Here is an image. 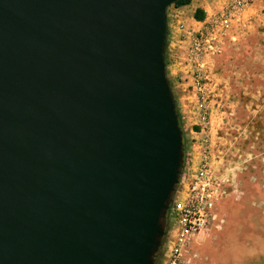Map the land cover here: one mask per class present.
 Wrapping results in <instances>:
<instances>
[{
    "label": "water",
    "instance_id": "water-1",
    "mask_svg": "<svg viewBox=\"0 0 264 264\" xmlns=\"http://www.w3.org/2000/svg\"><path fill=\"white\" fill-rule=\"evenodd\" d=\"M177 0H0V264H154L184 159Z\"/></svg>",
    "mask_w": 264,
    "mask_h": 264
},
{
    "label": "rangeland",
    "instance_id": "rangeland-1",
    "mask_svg": "<svg viewBox=\"0 0 264 264\" xmlns=\"http://www.w3.org/2000/svg\"><path fill=\"white\" fill-rule=\"evenodd\" d=\"M207 1L214 5L215 0ZM177 41L174 48L166 44L164 58L173 66L171 71L174 66L179 70L174 81L169 75L175 96L186 92L181 107L185 110L181 114L189 124L186 138L191 128L193 103L188 96L189 75L181 69L187 63L188 41L180 33ZM207 67V72L210 70L215 75L212 80L216 85L209 161L216 176L228 185V191L219 204L225 224L220 230L209 232L198 247L196 262L264 264V0L250 3L226 35L220 53ZM186 142L188 147L187 139ZM197 152L195 148L192 161L183 159L184 172L197 167ZM163 243L164 238L154 264H162Z\"/></svg>",
    "mask_w": 264,
    "mask_h": 264
},
{
    "label": "built area",
    "instance_id": "built-area-1",
    "mask_svg": "<svg viewBox=\"0 0 264 264\" xmlns=\"http://www.w3.org/2000/svg\"><path fill=\"white\" fill-rule=\"evenodd\" d=\"M252 1L229 0L208 14L194 30L183 22L177 25L178 33L188 41L184 73L189 75L194 98L192 127L198 128V137L192 141L198 148L199 162L192 172L182 169L173 193L166 215L162 264L195 263L199 259L198 247L209 232L220 230L225 224L219 204L227 196L228 185L216 176L209 161L211 102L216 85L212 80L215 75L207 72V65L220 53L226 35Z\"/></svg>",
    "mask_w": 264,
    "mask_h": 264
},
{
    "label": "crops",
    "instance_id": "crops-1",
    "mask_svg": "<svg viewBox=\"0 0 264 264\" xmlns=\"http://www.w3.org/2000/svg\"><path fill=\"white\" fill-rule=\"evenodd\" d=\"M228 1L229 0H215L214 5L212 3V5L210 6L207 3L208 2L207 0H191L190 3L188 5H185V6H181V7H174L172 5L169 6L167 8V11H166V13H167V42H166V44H167V46L169 45L170 47L174 48L177 45V43H178V41H177V38H178L177 25H178V23L183 22L186 25L187 28L192 29V30L197 29L200 26L202 21H196V20L193 19V13H194L196 8L202 9L204 11L205 17H206L208 14L212 13L213 11H215V10H212L213 7L219 8V7H221L223 4H225ZM243 15H244V13L241 15V17ZM167 61L168 60H166V62ZM168 63L169 62H167L165 64V66H166V75H167L168 80H169V75H171L170 77H173L172 80L174 81V75L176 76L177 73H178L177 71H179V70L175 69V66H174V69L171 71L173 66L171 65V63L170 64H168ZM185 68L186 67H183L181 69L182 72H185V70H184ZM170 83H171V81H170ZM170 88H171L172 94H173L174 99H175V104H176V110H177V113H178V117H179V119H180V121L182 123L183 144H184V158H185V161H186L187 158L192 161L193 159H195L194 155L196 154L195 153L196 145L192 141V138H197L198 137V132H197L198 128L196 126L192 127V122H191V128H189L188 136L185 138V130L188 129L189 124L187 123V120L184 118V116L181 114V113H185V110L181 109V107L184 106V98L183 97H184V95H186L185 94L186 92L183 91L181 93V95H179V93H178V96L177 95L175 96L173 87L170 86ZM181 90H183V89H181ZM188 94H189L188 96H190L189 98L192 100V103H194V98H193L192 93H188ZM211 105H212V102H211ZM212 108H213V105H212ZM191 121H192V118H191ZM186 139L189 142L188 143L189 144L188 147L190 149H188V150H187L188 147H187V144H186L187 143ZM193 264H202V263L195 262Z\"/></svg>",
    "mask_w": 264,
    "mask_h": 264
},
{
    "label": "trees",
    "instance_id": "trees-1",
    "mask_svg": "<svg viewBox=\"0 0 264 264\" xmlns=\"http://www.w3.org/2000/svg\"><path fill=\"white\" fill-rule=\"evenodd\" d=\"M191 0H177L176 2H174L172 4V6L174 7H181V6H185V5H188L190 3ZM205 17V13L202 9L200 8H196L194 13H193V19L196 20V21H202ZM166 60H165V64H166ZM178 121H179V125H180V128L182 130V123L178 117ZM196 129V128H195ZM182 139H183V131H182ZM158 254L155 255L154 257V261H156V258H157Z\"/></svg>",
    "mask_w": 264,
    "mask_h": 264
}]
</instances>
